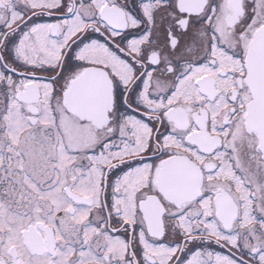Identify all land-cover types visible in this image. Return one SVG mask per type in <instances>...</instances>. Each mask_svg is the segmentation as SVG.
I'll use <instances>...</instances> for the list:
<instances>
[{
    "label": "snow or ice",
    "instance_id": "1",
    "mask_svg": "<svg viewBox=\"0 0 264 264\" xmlns=\"http://www.w3.org/2000/svg\"><path fill=\"white\" fill-rule=\"evenodd\" d=\"M0 264H264V0H0Z\"/></svg>",
    "mask_w": 264,
    "mask_h": 264
}]
</instances>
